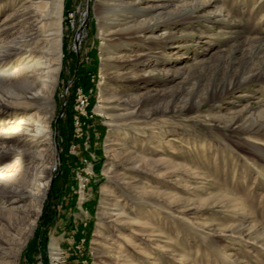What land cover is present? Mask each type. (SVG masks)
Instances as JSON below:
<instances>
[{"label":"rangeland","instance_id":"1","mask_svg":"<svg viewBox=\"0 0 264 264\" xmlns=\"http://www.w3.org/2000/svg\"><path fill=\"white\" fill-rule=\"evenodd\" d=\"M49 1L0 10V46L34 13L38 34L60 40L40 107L12 99L18 86L0 70V264H52L54 245L61 264H110L111 249L118 264H264V0ZM159 4L142 33L141 8ZM78 87L92 95L77 137ZM92 134L99 173L84 215L70 145ZM14 188L43 194L39 210L31 197L5 200ZM65 216L87 224L76 252L54 232Z\"/></svg>","mask_w":264,"mask_h":264},{"label":"bare ground","instance_id":"2","mask_svg":"<svg viewBox=\"0 0 264 264\" xmlns=\"http://www.w3.org/2000/svg\"><path fill=\"white\" fill-rule=\"evenodd\" d=\"M40 1V0H39ZM39 1H33V0H4L0 2V10L3 8H6L7 6L15 5L17 3L23 5V12H34L33 9L35 7L36 2ZM49 1V0H48ZM52 5V8L54 7H60L61 6V0H51L49 1ZM162 6H167V4L163 5H153L150 7H142L141 9V17H142V24L139 27L140 31L143 33L147 30V28L150 27V23L152 21H157L159 19V15L162 13V11H157V8H161ZM61 9V7H60ZM58 11V10H57ZM37 14V13H34ZM29 15L26 17L28 20L35 15ZM44 13L42 16H44ZM39 16V15H38ZM151 16V17H148ZM49 17V16H48ZM185 17L184 16H180ZM47 18V17H46ZM24 21L26 23V27L22 32L13 37L10 44H4L0 46V70L4 73L7 72L8 77L11 78V80H14V83L18 86L15 87L14 90L11 92V97L14 100L21 99V98H27L30 101L33 102L34 106H41V103H43L44 100V94L42 89L46 87H50V84L52 85L54 77L56 75V68L52 66V60L57 61L60 57V40L55 39L56 33L55 32H49L44 33L43 35L38 34V31L36 28H34V24L32 21ZM111 25V23L109 24ZM142 28V29H141ZM46 31V30H45ZM109 31V30H108ZM113 32V31H112ZM111 34V33H110ZM45 37L47 39H45ZM80 39V38H79ZM105 39V38H104ZM47 41V42H45ZM164 42V41H163ZM108 45L103 41L101 45V49L104 51L105 48ZM107 50V49H106ZM102 54H105V57H102V65L103 68L107 63L108 60L111 58L110 54L104 52ZM18 62V67L11 70L10 65H6L8 62L11 64H14L15 62ZM24 120L19 119V123L22 124ZM26 122V121H25ZM26 124V123H25ZM24 124V125H25ZM23 125V124H22ZM22 130V129H21ZM29 131V130H28ZM34 136V135H33ZM129 157V156H128ZM54 164H56V160L54 161ZM48 182H45L44 185L46 187ZM45 187L43 188L42 192H44ZM18 189H13L11 193L8 196H6L5 200H9L10 203H13L15 201V197L17 198H27L31 197L33 201L35 202L34 205L36 206L37 211L39 210L40 203L43 198L42 195H36L30 190H27L26 193H18ZM109 187L108 185L102 186V197H101V203L99 205V215H100V221L97 224V229L94 234V243L98 242V239L101 237V228H102V222L103 218L105 217V214L107 213V206L108 198L107 196L109 193ZM17 199V200H18ZM14 207H12L13 209ZM13 210L5 211L7 214L6 216L9 218L10 214ZM19 221V217L15 216V222ZM113 223L116 225H120V222H118L115 219H112ZM21 223H23L21 221ZM9 224V223H8ZM24 226V233L27 229H29V232L25 235V237H20L17 242L15 243V246L12 248L11 255L17 257L18 253L23 246L24 241L27 239L28 236L31 234V229L34 226V221L27 223ZM4 239L0 238V245L4 243ZM53 252L51 253V260L52 264H61L62 256L61 252L59 251L58 247H55V245L52 248ZM114 249H111V254L109 253L106 255L107 260H110V264H118V261L120 260L121 254H119L118 251H113Z\"/></svg>","mask_w":264,"mask_h":264},{"label":"built area","instance_id":"3","mask_svg":"<svg viewBox=\"0 0 264 264\" xmlns=\"http://www.w3.org/2000/svg\"><path fill=\"white\" fill-rule=\"evenodd\" d=\"M92 95V89H84L82 87H78L75 92L74 105H73V130L74 136H81L83 125L85 121L83 117L89 114V106H90V98ZM90 137L86 135V138L81 142V144L72 143L70 145L71 152L78 155V159L81 161L82 166L77 168L75 171V175L77 178L78 189L77 192V202L79 207L81 208L82 203L87 198V184L91 180L93 176L92 165L96 160L95 154L91 151ZM81 145V146H80ZM77 147H80V151H75ZM85 151V154L83 153ZM56 164L52 165V169L55 170L57 168ZM86 195V197H85ZM64 264V263H62Z\"/></svg>","mask_w":264,"mask_h":264},{"label":"crops","instance_id":"4","mask_svg":"<svg viewBox=\"0 0 264 264\" xmlns=\"http://www.w3.org/2000/svg\"><path fill=\"white\" fill-rule=\"evenodd\" d=\"M94 135H96V134L94 133ZM94 135L92 134V136H90V143L93 142V147L91 146V148L96 149L95 143H96L97 136L94 137ZM98 158L99 157L96 158V160L93 162V165H92L93 176H92L91 180L89 181V183L87 184V196H88V198H86V200L89 199L90 196H91L90 199L93 198V195H92V193L94 191L93 190V184H95V182L97 180L96 176L99 173L96 169V164H97ZM86 200L81 205V211H83L82 213L84 215H85V213L89 214V211H90V207H88L89 202H88V200L87 201ZM86 225L87 224L85 223V221H82V220H80V221L75 220L74 221L73 218H69V216H65V219L64 218L60 219V221L56 225L57 227L55 228L54 232L58 233L57 237L59 238V241H58L59 245L65 246L64 247L65 249H63V250L69 251L72 249L73 251H75V249H74V247H76L75 244L77 242H79V240H84ZM63 250H62V252H63Z\"/></svg>","mask_w":264,"mask_h":264}]
</instances>
